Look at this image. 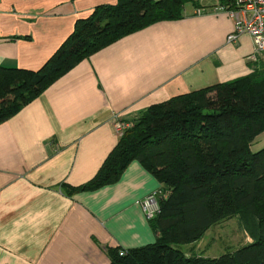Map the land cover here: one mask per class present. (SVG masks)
Segmentation results:
<instances>
[{
    "label": "crops",
    "instance_id": "0c3cea01",
    "mask_svg": "<svg viewBox=\"0 0 264 264\" xmlns=\"http://www.w3.org/2000/svg\"><path fill=\"white\" fill-rule=\"evenodd\" d=\"M119 0H0V66L39 70L78 19ZM220 0L188 3L80 60L0 123V264H109L108 249L153 243L141 200L160 186L137 160L94 190L119 142L114 116L251 73L254 42L227 38ZM252 240V239H251Z\"/></svg>",
    "mask_w": 264,
    "mask_h": 264
},
{
    "label": "trees",
    "instance_id": "16d2710c",
    "mask_svg": "<svg viewBox=\"0 0 264 264\" xmlns=\"http://www.w3.org/2000/svg\"><path fill=\"white\" fill-rule=\"evenodd\" d=\"M188 3L200 0H119L78 19L39 70L0 66V123L83 58L156 22L181 19ZM127 123L98 174L79 190L114 182L139 161L160 183L153 191L160 211L147 218L158 236L137 248H109V264H264V147L252 150L264 132V64L153 104ZM231 218L250 242L216 258L180 249Z\"/></svg>",
    "mask_w": 264,
    "mask_h": 264
},
{
    "label": "built area",
    "instance_id": "2783aa9c",
    "mask_svg": "<svg viewBox=\"0 0 264 264\" xmlns=\"http://www.w3.org/2000/svg\"><path fill=\"white\" fill-rule=\"evenodd\" d=\"M220 4L219 10L228 13L234 19V30L228 35V42H236L243 33L249 34L254 42V52L249 56L251 61H258L264 52V0H227ZM113 125L119 137L131 124L114 116ZM141 206L147 218H153L160 211L158 191L141 200ZM124 253V252H122Z\"/></svg>",
    "mask_w": 264,
    "mask_h": 264
},
{
    "label": "rangeland",
    "instance_id": "374dc122",
    "mask_svg": "<svg viewBox=\"0 0 264 264\" xmlns=\"http://www.w3.org/2000/svg\"><path fill=\"white\" fill-rule=\"evenodd\" d=\"M256 65L264 64V52L259 55ZM264 147V132L260 133L252 143V150L257 151ZM251 241L238 218H231L211 226V228L197 241L180 245V249L187 256L198 255L216 258L225 253L233 252Z\"/></svg>",
    "mask_w": 264,
    "mask_h": 264
}]
</instances>
